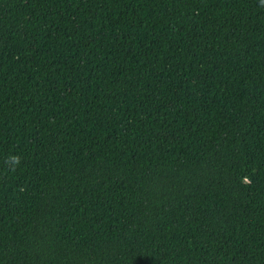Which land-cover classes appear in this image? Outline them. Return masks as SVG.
Here are the masks:
<instances>
[{
  "label": "trees",
  "instance_id": "1",
  "mask_svg": "<svg viewBox=\"0 0 264 264\" xmlns=\"http://www.w3.org/2000/svg\"><path fill=\"white\" fill-rule=\"evenodd\" d=\"M0 264H264V0H0Z\"/></svg>",
  "mask_w": 264,
  "mask_h": 264
}]
</instances>
